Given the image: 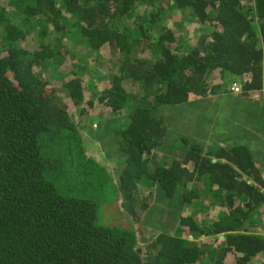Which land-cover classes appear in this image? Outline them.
Instances as JSON below:
<instances>
[{"label":"trees","instance_id":"16d2710c","mask_svg":"<svg viewBox=\"0 0 264 264\" xmlns=\"http://www.w3.org/2000/svg\"><path fill=\"white\" fill-rule=\"evenodd\" d=\"M263 85L264 0L0 1V264L264 261Z\"/></svg>","mask_w":264,"mask_h":264},{"label":"rangeland","instance_id":"374dc122","mask_svg":"<svg viewBox=\"0 0 264 264\" xmlns=\"http://www.w3.org/2000/svg\"><path fill=\"white\" fill-rule=\"evenodd\" d=\"M0 1H2V0H0ZM196 22L197 21H193L190 18L185 17L183 19V28H182V26L181 27H177L179 30H181L183 32L185 30L187 32H190V34L192 35L190 41L188 42V45H190L191 43H194L196 38H199V36H200L199 35V28H198ZM173 26H176V25H173ZM180 37L183 40L182 42H184L185 38L182 37V36H180ZM177 43H178V45H180L178 40H177ZM179 47H181L185 51L187 45L186 46L182 45V46H179ZM92 65L93 64L90 65V68H92ZM216 76L218 78H220L219 73H216ZM255 98H257V100H261L262 104L264 105V85H263V90L261 92H258V95ZM255 98L252 100V102H254ZM83 107L84 106H82L81 108H83ZM220 117H222L221 118L222 120H220V122H218L219 124H217V130H216L215 136H217V135L218 136L215 139V141L216 140H224L225 139V135L230 136L231 138L228 137L229 139L239 140L238 138H235V137H237V135H241L242 136L243 134H245L244 131H241V128H243V126L245 125V122L240 120L241 118H236V117L235 118H231L228 113H224L223 111L221 112ZM85 119L88 120L89 118L85 117ZM85 119L77 116V121L76 122L78 124L79 123L81 124V122L84 121ZM226 120L229 121V122H226ZM178 124H179V126L177 127V131H176L177 136H175V138L181 139L182 136H191V135H193L192 131L194 129V126H193V129H192V125L189 123V121H185V123L183 122V123H178ZM83 133H84V135H87L85 130H83ZM211 136H212V134H210L207 137V139H209V137H211ZM203 138L204 137H202V139ZM203 141L206 143L207 140L203 139ZM87 153H88V155L95 157V159H97L101 164H103V159L102 158H103L104 154L100 153V151L96 147L90 148V150H88ZM188 189H189V187H187V190ZM152 206H153V204H152ZM198 208L195 207V206L193 207V209H194L193 212H192L193 216H195L196 218L197 217L201 218L204 214H207V211L206 212L205 211L202 212ZM263 216H264V212L262 210V214L260 215V217H263ZM187 238H189V240H193L194 239L192 236L189 237V235H188ZM201 240L203 241V240H206V239L205 238H201ZM139 244H140V246L142 248H145L148 245V244H143V243H139ZM250 264H264V261L262 259H260L259 261L254 260Z\"/></svg>","mask_w":264,"mask_h":264},{"label":"built area","instance_id":"2783aa9c","mask_svg":"<svg viewBox=\"0 0 264 264\" xmlns=\"http://www.w3.org/2000/svg\"><path fill=\"white\" fill-rule=\"evenodd\" d=\"M232 93L234 95H237V96H240V95H244L245 92L243 91L241 85L239 84H234L233 87H232Z\"/></svg>","mask_w":264,"mask_h":264},{"label":"clouds","instance_id":"9594fccd","mask_svg":"<svg viewBox=\"0 0 264 264\" xmlns=\"http://www.w3.org/2000/svg\"><path fill=\"white\" fill-rule=\"evenodd\" d=\"M237 96V95H236Z\"/></svg>","mask_w":264,"mask_h":264}]
</instances>
